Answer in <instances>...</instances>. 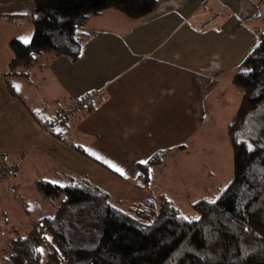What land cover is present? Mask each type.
Listing matches in <instances>:
<instances>
[{"label":"crops","instance_id":"0c3cea01","mask_svg":"<svg viewBox=\"0 0 264 264\" xmlns=\"http://www.w3.org/2000/svg\"><path fill=\"white\" fill-rule=\"evenodd\" d=\"M157 3L138 20L111 9L93 16L77 62L43 56L23 70L27 75L7 76L11 42L29 45L33 39L35 6L0 0V166L24 164L32 177L71 181L75 169L66 158L88 159L70 147L75 145L92 159L114 162L106 165L114 181L131 188L141 160L175 152L195 134L203 113L225 97L221 81L229 74L233 85L257 47L264 0ZM213 12L220 13L217 29L208 23ZM91 94H99L95 111L52 127L59 112ZM46 121L62 140L44 129ZM72 135L76 139L68 140Z\"/></svg>","mask_w":264,"mask_h":264},{"label":"trees","instance_id":"16d2710c","mask_svg":"<svg viewBox=\"0 0 264 264\" xmlns=\"http://www.w3.org/2000/svg\"><path fill=\"white\" fill-rule=\"evenodd\" d=\"M30 1L35 6L33 39L29 45L11 42L14 58L7 76L27 75L23 70L43 56L77 62L85 39L82 32L93 16L111 9L138 20L152 14L158 4L157 0ZM233 85L242 97L227 127L232 180L217 197L191 205L197 217L182 214L164 194L128 202L87 178L65 185L40 179L36 187L43 197L58 202L56 213L36 220L27 236L11 240L0 264H264V30ZM98 103L80 106L74 115L91 114ZM255 113H261L255 123L261 125L258 130L254 126L253 137L240 139L238 132ZM43 127L62 140L61 133L49 128V121ZM70 147L88 156L79 146ZM171 152L159 151L138 163L140 188L151 183L153 169L164 166Z\"/></svg>","mask_w":264,"mask_h":264},{"label":"rangeland","instance_id":"374dc122","mask_svg":"<svg viewBox=\"0 0 264 264\" xmlns=\"http://www.w3.org/2000/svg\"><path fill=\"white\" fill-rule=\"evenodd\" d=\"M223 88L226 94L220 105L208 107L195 134L188 140H182L183 149L171 152L164 166L153 169L151 183L147 187L140 188L139 176L138 180L129 182L131 188L118 185L114 174L106 167L114 162L97 160L95 157L98 156L94 159L87 156L88 159L80 162L66 158L75 169L74 179L87 178L114 198L128 202L164 194L175 202L182 214L197 217L191 205L205 197H217L233 176V152L227 126L239 108L242 91L232 85L229 74L221 81ZM260 114L255 113L248 118L238 132L240 139L253 137L254 126L258 130V124L261 125L260 121L255 125ZM72 139L76 138L73 135L68 137V140ZM103 156L106 157L105 154ZM26 170L27 165L23 164L14 174L0 180V261L7 256L11 240L17 235L27 236L36 220L54 216L58 207V202L42 196L36 187L38 178ZM137 170L139 172L138 165ZM67 182V179L59 180L63 185Z\"/></svg>","mask_w":264,"mask_h":264},{"label":"built area","instance_id":"2783aa9c","mask_svg":"<svg viewBox=\"0 0 264 264\" xmlns=\"http://www.w3.org/2000/svg\"><path fill=\"white\" fill-rule=\"evenodd\" d=\"M220 17L219 12H213L208 20V23H213L215 29H217V25L215 24V21ZM99 100V94H91L85 96L82 100L75 103L72 107L59 112L57 115L58 117L55 118L56 120H53L52 127H56L58 124H60L62 119H66V117L71 116L73 113L79 110L80 106H86L87 104H91L94 102H98ZM17 170L16 165H7L0 167V180L7 178L9 175L14 174Z\"/></svg>","mask_w":264,"mask_h":264},{"label":"snow or ice","instance_id":"6c2138e0","mask_svg":"<svg viewBox=\"0 0 264 264\" xmlns=\"http://www.w3.org/2000/svg\"><path fill=\"white\" fill-rule=\"evenodd\" d=\"M141 163H145V161H141Z\"/></svg>","mask_w":264,"mask_h":264}]
</instances>
